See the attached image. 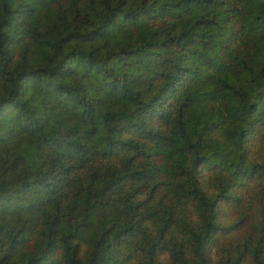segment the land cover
Instances as JSON below:
<instances>
[{"label": "trees", "instance_id": "16d2710c", "mask_svg": "<svg viewBox=\"0 0 264 264\" xmlns=\"http://www.w3.org/2000/svg\"><path fill=\"white\" fill-rule=\"evenodd\" d=\"M0 264H264V0H0Z\"/></svg>", "mask_w": 264, "mask_h": 264}, {"label": "rangeland", "instance_id": "374dc122", "mask_svg": "<svg viewBox=\"0 0 264 264\" xmlns=\"http://www.w3.org/2000/svg\"><path fill=\"white\" fill-rule=\"evenodd\" d=\"M256 138H257V135H255V138H254L253 140H255ZM253 140H252V141H253ZM250 143H251V138H250ZM250 143H249V144H250ZM250 146H251L252 148H254V146H258V145H253V144L251 143ZM251 192H252V191H251Z\"/></svg>", "mask_w": 264, "mask_h": 264}]
</instances>
